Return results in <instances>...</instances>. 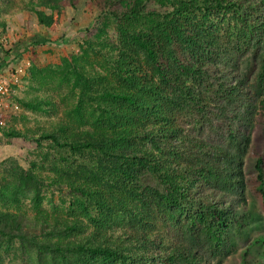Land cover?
<instances>
[{"label": "trees", "instance_id": "16d2710c", "mask_svg": "<svg viewBox=\"0 0 264 264\" xmlns=\"http://www.w3.org/2000/svg\"><path fill=\"white\" fill-rule=\"evenodd\" d=\"M120 1L127 8L118 15L129 21L147 18L154 34L147 36L144 30L136 38L133 46L139 52L118 50L115 55L109 46L100 45L107 53L96 69L108 61L111 68L106 73L95 74L90 62L75 59V79L66 70L58 80L60 89L67 88L63 97H74L76 89L82 92V97L69 104L66 119L87 122L89 128L68 126L66 134L58 132L62 127L57 126L29 137L0 127L5 136L32 141L39 157L28 168L19 167V178L29 191V198L21 203L31 206L33 213L7 214L8 223L0 229V236L18 244L15 248L9 242L7 247L20 256L15 264H47L46 255L58 258L59 263L51 264H212L229 242L233 224L242 228L244 157L251 142L248 113L257 109V90L264 85V0ZM135 37L124 35L122 49ZM3 64L0 59V69ZM171 86L177 93L168 98L164 92ZM135 97L139 100L134 118L129 100ZM111 101L124 102L125 111L121 105L123 112L113 118L105 119L99 111L101 117L96 116L94 105ZM176 103L189 120L182 134L185 147L174 151L172 164L169 161L166 166L151 152L115 150L124 140L122 132L115 133L117 127H132L147 115L163 119L169 127L164 136L176 138L173 119L179 113L182 123L183 115ZM259 133L262 147L253 158L252 188L264 208V121ZM45 141L54 150L45 152L41 148ZM36 168L52 172L51 183L69 190L65 212L62 200L51 212L39 208L46 198L42 187L48 185L34 172ZM142 173L156 185L140 181ZM94 204L113 211L119 207L115 217L124 220L128 230L119 236L126 240L107 233L109 221L98 214L92 223L83 220ZM159 222L172 240L153 255L143 248L146 241L162 237L155 230ZM255 242L264 244L260 239ZM0 264H7L1 254Z\"/></svg>", "mask_w": 264, "mask_h": 264}, {"label": "rangeland", "instance_id": "374dc122", "mask_svg": "<svg viewBox=\"0 0 264 264\" xmlns=\"http://www.w3.org/2000/svg\"><path fill=\"white\" fill-rule=\"evenodd\" d=\"M148 4L150 8H154L152 2ZM126 8L120 0H0V59L4 62L0 69L1 129H15L29 137L45 131H54L57 126L62 127L58 132L66 134H69L68 126H74L78 130L88 129L87 122L77 123L75 118H69V121L65 117L69 104L82 97V92L76 89L74 97L72 95L63 97L67 88L60 89L58 80L62 74H66V70H71L70 78L75 79L73 73L75 59L80 62L84 58L90 62L95 74H99V71L106 73L111 68L109 67L111 63L108 61L105 62V67L96 69L100 67L98 64L104 63L107 53L100 45L109 46L111 52L114 50L115 55L118 50L139 52V48L133 46L136 38H140L144 30L148 33L147 36L153 35L155 29L146 20L147 18L129 21L118 15ZM155 8L160 10L157 6ZM40 18L42 21L39 20ZM213 23H217V18H214ZM124 35L137 37L133 42L130 40V43L125 44V48L122 49ZM45 40L50 42L36 43ZM115 57L113 55V58ZM257 92H259L258 107L254 108L252 115L247 112L251 120V142L244 157L245 182L241 193L244 201L239 208V212L245 214L242 218V228L237 229L233 224L231 230H234H230L229 242L212 264H241L243 259L246 260L245 264H264V244L255 242L257 239L264 240V208L260 195L253 192L252 188L253 158L262 147L259 126L264 121V85L259 87ZM176 93L172 86L164 92L168 98H173ZM138 100L136 97L134 101L129 100V103L130 101L132 103L130 115L133 114L134 118L137 114ZM176 104L183 113L180 118L182 123L178 121L179 113L173 119L179 133L174 134L176 138L172 135L164 136V132L168 131L169 127L163 119L147 115L134 121L132 127L127 124L124 127L120 125L117 127L115 133L122 132L121 137H124V140L119 141V147L115 150L121 153L126 151L128 154L151 152V155H156L155 159L165 161L166 166L172 164L174 151L185 147L182 134L188 128L189 120L180 103ZM121 105L124 106L123 111H125L127 106L124 102L111 101L103 105L98 103L94 105L96 116L101 112L105 119L113 118L117 113L123 112ZM154 142H157V145ZM48 143L45 141L41 147L45 152L54 150ZM38 158L36 146L32 141L5 136L0 130V163H5L0 165V229L8 223L5 219L7 214H13L15 211L20 214L23 211L33 213L31 206L21 203V199L29 198V191L23 179L19 178V167L28 168L29 162ZM51 158L52 155H49L48 159ZM121 160L125 161V159ZM40 171L36 168L34 172L44 178L45 184L49 187H42L46 198H43L39 208L51 212L53 206L56 207L62 200L61 205L65 208L63 210L65 212L68 199L70 200L71 197L69 190L66 192L65 186L59 188L57 184L51 183V179H54L52 172ZM139 178L145 185H156L155 180L147 173L139 174ZM122 199L128 204L125 198ZM16 201L18 204L15 203ZM92 206L94 208H88L90 215L84 218V221L92 223L94 222L92 218L98 214L105 222L109 221L107 233L117 236V239L120 233L126 235L128 230L124 220L120 221L115 217L120 213L119 207L118 210L113 211L112 208L105 209V206L104 208L95 207V204ZM127 206L132 207L131 204ZM78 213L84 216L81 210ZM62 216L69 218L67 214ZM149 224L152 225V222L150 221ZM97 225L98 223L93 225L94 229ZM163 226L162 222L157 223L155 230L159 231L162 237L157 236L156 240L155 236H152L151 240L155 239V241L153 243L146 241L143 251L145 249L148 253L157 255L162 245L169 244L172 239L168 236L171 233L167 235ZM97 231L98 229L95 232ZM124 236L119 237L126 240ZM9 242L13 243L4 235L0 236V254L5 263L9 264V260L11 262L15 259V264L20 260V256H15L7 250ZM125 242L122 245H125ZM13 246L16 248L18 244L13 243ZM19 251L18 249L17 252ZM43 261L47 264L59 263L58 258L52 259V256L47 255L43 257Z\"/></svg>", "mask_w": 264, "mask_h": 264}]
</instances>
